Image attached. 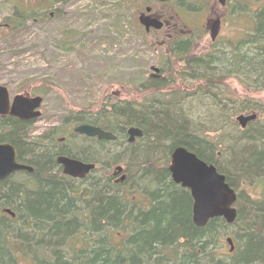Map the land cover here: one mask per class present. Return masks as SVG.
<instances>
[{"label": "trees", "instance_id": "16d2710c", "mask_svg": "<svg viewBox=\"0 0 264 264\" xmlns=\"http://www.w3.org/2000/svg\"><path fill=\"white\" fill-rule=\"evenodd\" d=\"M17 4H13L10 15L0 22V34L4 37L25 30L28 23L37 19L35 9H24ZM251 17L252 26L246 38L221 51L217 48L220 54L186 60L183 57L190 52L192 40L175 41L170 53L182 55L180 60L186 63L184 71L189 79L205 80L223 71L228 77L248 83L249 88L264 92V5L251 13ZM145 84H148L146 90L161 89L164 82L152 79ZM171 98L137 107L117 104L108 111L102 109L75 120L112 133L125 132L129 127L140 129L141 140H147L148 144L143 151L135 146L127 147L125 154L130 162H144L164 152L171 154L180 147L212 164L236 193L237 217L233 225L213 219L203 228L195 227L191 222L190 198L169 181L166 168L136 169L138 180L144 176L138 173L144 172L150 174L144 176L146 183L156 186L151 194L152 203L145 212L134 211L109 191L103 193L110 185L106 179L92 181L88 190L79 193L77 186L61 175H47L51 173L49 155L32 143H25L28 139L24 124L5 119L0 121V132L2 128L7 132L0 133V143L11 145L17 160L34 167V175H14L0 182V264H19L23 258H28L31 264H214L216 238L227 236L226 230L235 227L229 238L234 250L231 253L228 250L227 264H264V127L248 125V130H243L229 148L228 163L221 167L213 161L215 148L205 138L198 137L195 123L184 116L179 102L175 101L177 98ZM219 100L212 99L219 112L217 124L225 107ZM231 104L234 112L256 110ZM253 127L254 133L249 134ZM89 157L98 158L93 153ZM241 178L242 185L252 180L260 184V198H245L244 204L240 202L241 195L234 184ZM118 231L121 233L116 239L112 234Z\"/></svg>", "mask_w": 264, "mask_h": 264}, {"label": "rangeland", "instance_id": "374dc122", "mask_svg": "<svg viewBox=\"0 0 264 264\" xmlns=\"http://www.w3.org/2000/svg\"><path fill=\"white\" fill-rule=\"evenodd\" d=\"M16 3L24 9H35L37 19L12 37L0 34V86L7 89L10 99L25 94L42 98L41 115L31 128V137L27 138L29 142H36L41 133L51 128L61 127L66 117L76 122L79 116L94 114L102 109L108 111L113 105L125 103L137 107L176 97L175 101L179 102L184 116L195 123L198 137L205 138L212 144V149L215 148L214 163L224 167L228 163L226 156L229 148L243 132L235 119L254 114L256 121L248 123L244 130H248L250 124L264 127L263 91L249 88L248 83L228 77L223 71L207 76L205 80L189 79L184 71L186 63L180 60L182 55L173 56L170 47H153L147 44V38L134 34L138 11L146 6L156 12L163 11L180 27L183 24L191 28L204 27L203 34L193 38L190 52L183 57L186 60L203 59L210 54H220L217 48L221 51L245 39L252 26L251 13L262 7L264 0H228L226 10L216 2V5L207 6L201 14L178 10L180 5L175 1L161 7L155 0H0V22L10 15ZM215 15L222 17L223 25L214 46L203 19ZM152 68L160 73H154ZM151 76H160L164 82L161 89L152 87L146 90L145 85L148 84L145 83L152 80ZM214 97L225 106L219 124L215 122L219 112L213 105ZM231 102L244 108L255 107L256 110L234 112ZM249 131V134L254 133V127ZM60 136L62 134H58ZM62 137H65L64 134ZM73 139L77 141L75 137ZM145 144H148L147 140H138L135 148L143 151ZM127 146L126 142L106 144L105 148L112 151L99 159L109 169L107 174L113 167L110 163H118L130 172L128 183H132L131 189L137 192L128 194V200L131 196L138 200V194L148 192L146 189L154 186L146 183L144 176L150 174L144 172L138 173L144 175L138 181L136 169L151 168L156 171L167 168L169 153L164 152L144 162H130L125 154ZM241 181L242 178L234 184L241 195V203L245 198H260V184L252 180L242 185ZM76 188L79 193L84 189L82 185ZM234 231L236 227L229 228L227 236L216 238L212 254L214 264L217 261L229 263V247L225 239L231 238ZM118 233L121 232H113L112 236L118 239ZM19 264L31 263L28 258H23Z\"/></svg>", "mask_w": 264, "mask_h": 264}, {"label": "flooded vegetation", "instance_id": "af4514ba", "mask_svg": "<svg viewBox=\"0 0 264 264\" xmlns=\"http://www.w3.org/2000/svg\"><path fill=\"white\" fill-rule=\"evenodd\" d=\"M177 2L178 4L182 0H172L168 2H159L155 0L157 5H160L163 7L165 4ZM216 2L222 9H227V3L228 0H196V1H184V3L178 7V10H184V11H189L191 13H197L201 14L204 13L203 11L207 9V6H211L213 3L216 5ZM160 7V8H161ZM176 10V9H174ZM182 11V12H184ZM213 19L219 22V28H218V34L215 39V41L212 43V45H216V42L220 36L221 32V27L223 25V19L220 15H215L213 17H205L204 20V25H206L207 33L209 35V25L212 23ZM136 22L135 24V30L134 34L135 35H140L144 39L147 40V44L151 45L153 47H170L172 48L174 46L175 41H180V40H187L191 41L193 38L197 37L200 33L203 34L204 32V27L202 26V29L200 28H191L188 26V24H183L182 27H180L177 23L172 18H169L166 16V13L163 11H155L153 8L146 6L144 7L141 11L137 12V17H136ZM214 22V21H213ZM168 43V44H167ZM167 44V45H166ZM192 44V41L191 43ZM191 46V45H190ZM193 59V58H192ZM160 73V71H158ZM159 79L161 80L160 76H151L153 79ZM24 96L29 95L25 94ZM35 97V96H34ZM98 113V112H97ZM94 113V114H97ZM41 115V113H40ZM90 115V114H87ZM72 116V115H71ZM40 117V116H39ZM33 119V120H20L18 118L12 117L9 114L5 116H0V121H3L5 119H12L15 120L17 123H21L25 125V136L26 139L31 137V128L32 126L37 122L39 119ZM73 118V116H72ZM65 120H67L65 122ZM63 120L61 127H56V128H51L49 129L48 132L46 133H41L37 141L32 143L29 142L28 140H25L26 144H31L35 148L42 149V151L45 154H48L50 159H51V166L49 167L51 169V173H48L47 175H61L62 177L68 179L70 182H73L76 186H83L84 190H88L89 185L91 182H96L97 180L100 179H106L110 181V185L107 189H104L102 192L106 193L109 191V193L114 194L119 197L120 200L127 202L129 207H131L134 211L138 212H145L149 207L150 204L152 203V197L151 194L154 193L155 188L154 187H149V189H146L148 192H142L143 194H138L140 198H136L138 200H135L133 196H131V200H128V194H135V189L132 188V183H128L129 180V175L131 176L130 172H126L118 163H110L112 167L110 174H107V170H109L105 166V162L99 159L101 158L103 154L106 153H111L110 151L107 150V147L105 148L106 144H112L116 145L118 142H121L124 144L125 142L129 146H135L138 140L141 141L142 137L140 139H136L133 142L129 141V137L127 134V130L130 128H127L125 132L119 133L115 132L112 133L111 131H107L106 129L96 126V125H89V124H78L74 122L73 120H68V117ZM69 121L71 122L69 124ZM75 123V124H72ZM91 126L93 128H97L103 132L109 133L114 137L113 141H106V140H98L96 137H85L82 135H78L74 133L75 128L79 126ZM140 130V129H139ZM6 129L2 128L1 129V134L6 133ZM142 133V132H141ZM58 134H64L65 137H58ZM123 134V135H120ZM121 137V139H118V137ZM58 137V138H57ZM75 137L77 141L73 139ZM73 139V140H72ZM0 144H6V143H0ZM82 144V145H80ZM9 145V144H8ZM11 146V145H10ZM93 146V147H92ZM12 147V146H11ZM13 148V147H12ZM179 148V147H178ZM14 149V148H13ZM184 149V148H183ZM174 150V149H173ZM173 152V151H172ZM171 152V154H172ZM15 153V162L18 165L26 166L32 169V172H16L11 175H34V167L29 165V163H26L25 161H19L16 158V152L14 149ZM93 153V155L98 156L97 159H91L89 156ZM190 153V152H189ZM171 154H169V159ZM213 157V156H212ZM197 158V157H196ZM59 159H67L70 161L78 162L81 165H92L93 168L89 170L86 176L83 179H74L70 178L68 176H65L64 174V168L63 166L58 162ZM170 161V160H169ZM208 165V164H207ZM212 165V164H209ZM213 166V165H212ZM168 168V167H167ZM166 168V170H167ZM168 172V171H167ZM109 175V176H108ZM168 178L169 181L172 183L170 175L168 173ZM139 181V180H138ZM134 182V180H133ZM173 184V183H172ZM176 189L180 191H185L189 198H190V203L192 206V200L189 195V192L186 189H182L179 186L173 184ZM78 189V188H77ZM139 191V190H138ZM141 192V191H139ZM147 196V197H146ZM191 209V208H190ZM85 218H88V216L85 214ZM86 221H84L85 223Z\"/></svg>", "mask_w": 264, "mask_h": 264}, {"label": "water", "instance_id": "95a60500", "mask_svg": "<svg viewBox=\"0 0 264 264\" xmlns=\"http://www.w3.org/2000/svg\"><path fill=\"white\" fill-rule=\"evenodd\" d=\"M167 2L169 0H157ZM219 22L216 20L209 25V37L213 42L218 34ZM154 73L158 70L152 68ZM42 99L30 98L18 95L12 98L9 104V95L5 87L0 86V116L10 115L20 120H33L40 116L39 108ZM256 115L238 116L235 120L243 130L248 123L254 122ZM74 133L85 137H96L98 140L113 141L114 137L106 132L91 126H79ZM129 141L142 137L137 128L127 130ZM64 168L65 176L74 179H83L93 168L92 165H81L78 162L67 159L58 161ZM173 184L186 189L192 200L191 222L197 228H203L213 219H222L226 225H233L237 217L235 192L227 185L223 175L218 174L212 165H207L183 148H175L170 156V164L167 168ZM16 172H32L26 166L15 162L14 149L8 144H0V182L9 178ZM6 214L14 217L9 211ZM229 252H233L234 246L231 239H226Z\"/></svg>", "mask_w": 264, "mask_h": 264}]
</instances>
